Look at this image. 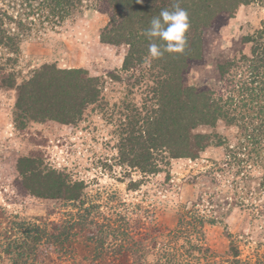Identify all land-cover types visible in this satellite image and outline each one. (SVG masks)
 Returning <instances> with one entry per match:
<instances>
[{
    "label": "trees",
    "instance_id": "obj_1",
    "mask_svg": "<svg viewBox=\"0 0 264 264\" xmlns=\"http://www.w3.org/2000/svg\"><path fill=\"white\" fill-rule=\"evenodd\" d=\"M253 1L179 0L189 16L186 48L158 59L148 54L150 41L143 33L162 9H171L174 0H17L16 15L0 6V89L16 90L15 127L24 130L30 122L45 121L74 124L88 107L112 109L110 114L118 121L119 163L144 175L158 172L169 159H194L210 145H224L225 137L202 130L214 129L218 122L237 127L253 145L251 152L259 155L264 152V20L243 37L247 51L216 64L223 86L198 87L185 81L190 65L203 59L204 33L233 17L240 5ZM87 2L96 3L108 15L101 42L127 46L120 69L107 76L130 88L144 84L140 105L124 99L110 105L103 96L105 80L89 76L82 68L44 63L17 83L13 66L31 24L59 26ZM16 170L29 194L59 200L61 206L75 211L58 220L12 221L5 242H0L8 264H37L52 254L72 264H185L171 245L177 235L157 241L160 247L154 254V247L145 241L162 239L157 225H152L154 236L138 238L124 217L119 224L109 217L100 220L96 215L100 206L84 198L83 184L42 167L38 156H18ZM136 185L130 181L127 187ZM232 250L236 256L237 250ZM152 255L155 259L147 262Z\"/></svg>",
    "mask_w": 264,
    "mask_h": 264
},
{
    "label": "rangeland",
    "instance_id": "obj_2",
    "mask_svg": "<svg viewBox=\"0 0 264 264\" xmlns=\"http://www.w3.org/2000/svg\"><path fill=\"white\" fill-rule=\"evenodd\" d=\"M16 3L0 0V6L14 15ZM263 20L264 1L254 0L205 32L203 59L190 65L186 83L223 86L216 64L247 51L243 37ZM107 22V13L87 2L59 26L30 23L13 66L17 83L44 63L82 68L89 76L105 80L103 96L110 105L123 99L140 105L144 84L130 88L107 76L120 69L127 50L126 45L101 42L100 31ZM15 100V89H0V242H5L12 221L58 220L75 211L61 206L59 200L32 196L24 188L16 160L34 154L42 167L81 182L84 198L100 206L96 214L100 220L109 217L119 224L124 217L138 238L154 236L152 225H157L162 239L145 241L154 247V254L160 247L157 241L177 235L171 245L185 264H264V152L252 153L253 145L237 127L218 122L214 129H202L217 132L226 143L210 145L194 159H169L158 172L144 175L119 163L118 121L110 114L112 109L88 107L74 124L30 122L27 129L19 130L13 122ZM130 181L137 183L135 188L127 187ZM232 249L237 250L236 256ZM67 259L52 254L37 264H72ZM153 259L154 255L148 256L147 262ZM8 262L0 251V264Z\"/></svg>",
    "mask_w": 264,
    "mask_h": 264
},
{
    "label": "clouds",
    "instance_id": "obj_3",
    "mask_svg": "<svg viewBox=\"0 0 264 264\" xmlns=\"http://www.w3.org/2000/svg\"><path fill=\"white\" fill-rule=\"evenodd\" d=\"M137 2L141 3L142 0ZM189 28L187 10L180 7L179 0H174L171 9H162L158 16L152 18L149 28L143 33L150 41L148 54L153 59H158L165 53H183Z\"/></svg>",
    "mask_w": 264,
    "mask_h": 264
}]
</instances>
